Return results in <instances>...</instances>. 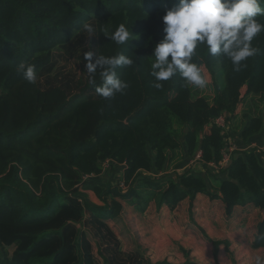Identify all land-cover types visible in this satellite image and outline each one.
Wrapping results in <instances>:
<instances>
[{"label": "trees", "instance_id": "1", "mask_svg": "<svg viewBox=\"0 0 264 264\" xmlns=\"http://www.w3.org/2000/svg\"><path fill=\"white\" fill-rule=\"evenodd\" d=\"M178 3L0 0V264H101L99 259L143 264L136 254L124 253L109 224L120 220L125 202L137 205L142 192L149 194L137 205L142 210L150 201L174 209L199 194L221 198L228 215L249 203L264 210V150L248 145L254 138L264 141V32L252 41L256 54L240 72L227 58L197 50L193 62L214 79L211 101L195 98L179 74L157 90L151 55L165 36L166 10ZM257 19L264 23V17ZM85 23L96 33L77 49L81 73L53 76L54 52L84 33ZM121 23L132 31L125 45L108 37ZM86 51L134 60L132 67L117 69L129 84L123 94L96 95L85 69ZM20 63L35 65V84L23 79ZM101 83L97 73L96 84ZM241 104L246 107L239 116ZM221 115L226 127L215 122ZM237 118L243 122L239 127ZM234 135L241 149L225 169L213 170L207 163L222 160L227 138ZM198 153L199 173L177 172ZM106 161L110 168L122 167L125 188L100 180ZM88 191L101 204L92 203ZM252 247H264V219Z\"/></svg>", "mask_w": 264, "mask_h": 264}, {"label": "clouds", "instance_id": "2", "mask_svg": "<svg viewBox=\"0 0 264 264\" xmlns=\"http://www.w3.org/2000/svg\"><path fill=\"white\" fill-rule=\"evenodd\" d=\"M257 17H264V0H179L177 5L166 10L162 18L165 36L155 45L151 55L150 75L154 78L152 86L162 90L163 82L179 74L183 86L206 88L208 81L201 67L193 62L198 49H203L212 57L227 58L234 72L242 71L247 66V59L256 54L252 41L264 32V23ZM83 29L89 37L95 36L96 28L92 24L85 23ZM108 37L117 45H125L132 38V31L121 23ZM83 60L86 61L89 83L95 86L96 95L110 99L117 93L123 94L129 87L126 81L119 78L117 69L132 67V58L122 53L104 56L86 51ZM17 70L28 83H36L35 65L20 63ZM97 73L102 81L99 85L96 84ZM235 135L227 140H241ZM248 145H259L261 148L258 151L264 150V141L259 144L252 141ZM201 162L202 154L198 153L194 158L187 159L181 168L177 166L175 169L180 173H199ZM209 163L207 165L210 167ZM212 169L218 171L223 168ZM253 264H264V255H255Z\"/></svg>", "mask_w": 264, "mask_h": 264}, {"label": "crops", "instance_id": "3", "mask_svg": "<svg viewBox=\"0 0 264 264\" xmlns=\"http://www.w3.org/2000/svg\"><path fill=\"white\" fill-rule=\"evenodd\" d=\"M252 141L256 142L257 138ZM87 193L92 198V191ZM193 207H200L197 225L186 215L187 209ZM263 219L264 210L252 203L236 207L228 216L221 198L199 194L193 203L185 199L174 209L166 205L159 208L154 201L143 210L124 203L120 220L109 224L112 227L114 223L125 238L122 242V237L112 228L124 253L136 254L143 264H233V258L237 264H253L255 255H264V247L251 246ZM205 235L212 240H207Z\"/></svg>", "mask_w": 264, "mask_h": 264}, {"label": "rangeland", "instance_id": "4", "mask_svg": "<svg viewBox=\"0 0 264 264\" xmlns=\"http://www.w3.org/2000/svg\"><path fill=\"white\" fill-rule=\"evenodd\" d=\"M83 38H84V41H83ZM89 39H90V37H89L88 33L87 32H84V33L82 32L79 36L74 37L72 39L71 43H69V45L66 47V49H64V50L63 49L56 50L54 52L55 65L52 66V70H51L50 73H53V76L58 74L57 72L68 73V72L75 71V72H78L80 74L81 73L80 72L81 63L82 62H80L78 60L79 53H76V52H77V49H80V48L84 47L85 45H88ZM63 51H65L66 53L63 52ZM201 71H202V74L204 75V77L207 79L208 84H207V87L204 88V89H198L195 86H192L193 93H194L193 95H194L195 98L199 97V96H205V97H207V99H209L211 101L213 96H214V93H215L214 87H213V84H212V83H214V79H213V76L211 75L210 71H208V70L204 71L203 69ZM43 80H44V77H43ZM244 92H245V89H243V93ZM256 102L259 103V101H256ZM250 103L255 107L254 102L251 101V102H249V104ZM244 107H246V106H244L242 104L239 106V109L237 111L239 116H241L242 109ZM262 107H264V105H262ZM235 123L238 124V127H239V125H241L243 122H241L240 119L237 118V119H235ZM177 128L179 129V131H182L184 129V126L179 124V125H177ZM184 164H185V162L180 164L178 167L181 168ZM105 172L106 173L104 174L103 177L100 178V180L103 183H105L106 185H108L109 183L122 182V167H118L117 169H115V168H110V166H109L105 170ZM141 197H142V199H141L140 202L136 203L137 205L142 204V202L146 198H149L148 192H142ZM88 199L92 203L94 202L93 199H95V201L101 203V201L98 199V197L95 195L94 192H92V198L88 196ZM125 204H127V203L125 202ZM137 205H134V206L136 208H139ZM199 211H200V207L199 208L193 207V208L187 209L186 215H189L191 217L192 221H194L196 223L197 222L196 215H198L197 212H199ZM111 225H112V228L114 227L115 231H117V233H119V235L122 237L121 238L122 242H124L125 238L123 237L122 233H120V231L116 228L114 223H111ZM196 225H197V223H196ZM90 238L93 241L94 251L97 254L98 249H97V245L95 244L96 240H95L93 235H91ZM205 238L207 240H212V239H210L211 237L208 236V235H205ZM12 249H13V247H9L10 252L12 251ZM228 252H229V255L230 254L232 255V252L230 250ZM99 260L101 261V264H103L102 260L101 259H99ZM232 261H233V264H237V261L234 258L232 259Z\"/></svg>", "mask_w": 264, "mask_h": 264}, {"label": "built area", "instance_id": "5", "mask_svg": "<svg viewBox=\"0 0 264 264\" xmlns=\"http://www.w3.org/2000/svg\"><path fill=\"white\" fill-rule=\"evenodd\" d=\"M216 122H217V124L226 127L225 116H223V115L219 116L216 119ZM239 149H241V147H239L237 145L236 140L235 139H229L227 145L222 150V156H223L222 160L219 163L210 162L209 163L210 167L215 168V169L227 167V165L231 163L233 153ZM109 163H110V161H106L105 166L107 167L109 165ZM120 185L123 188L126 187L124 181L120 182Z\"/></svg>", "mask_w": 264, "mask_h": 264}]
</instances>
